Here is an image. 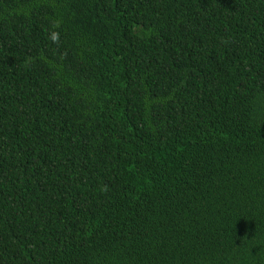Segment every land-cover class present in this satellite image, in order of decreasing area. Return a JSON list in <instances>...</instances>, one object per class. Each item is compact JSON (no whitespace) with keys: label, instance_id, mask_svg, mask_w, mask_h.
<instances>
[{"label":"trees","instance_id":"1","mask_svg":"<svg viewBox=\"0 0 264 264\" xmlns=\"http://www.w3.org/2000/svg\"><path fill=\"white\" fill-rule=\"evenodd\" d=\"M0 264H264V0H0Z\"/></svg>","mask_w":264,"mask_h":264}]
</instances>
